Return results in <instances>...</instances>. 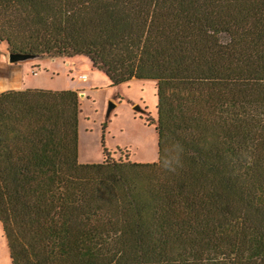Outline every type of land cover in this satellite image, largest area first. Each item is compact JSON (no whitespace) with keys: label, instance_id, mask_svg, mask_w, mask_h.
<instances>
[{"label":"trees","instance_id":"obj_1","mask_svg":"<svg viewBox=\"0 0 264 264\" xmlns=\"http://www.w3.org/2000/svg\"><path fill=\"white\" fill-rule=\"evenodd\" d=\"M8 52L156 83V162H79L72 89L0 92L12 264H264V0H0Z\"/></svg>","mask_w":264,"mask_h":264},{"label":"rangeland","instance_id":"obj_2","mask_svg":"<svg viewBox=\"0 0 264 264\" xmlns=\"http://www.w3.org/2000/svg\"><path fill=\"white\" fill-rule=\"evenodd\" d=\"M6 44L0 42V82L14 84L20 76L34 79L46 90L72 89L81 103V143L95 158L101 145V125L109 102L115 106L108 114L104 132L105 147L115 159L132 162H156L158 155L156 119V83L152 79H131L111 86L105 74L91 67L84 56L73 58H37L9 63ZM80 75L87 78L82 80ZM26 84V81H25ZM4 85V86H5ZM138 107L135 110L134 107ZM98 147V148H97ZM94 162V161H93ZM0 264H12L0 224Z\"/></svg>","mask_w":264,"mask_h":264},{"label":"crops","instance_id":"obj_3","mask_svg":"<svg viewBox=\"0 0 264 264\" xmlns=\"http://www.w3.org/2000/svg\"><path fill=\"white\" fill-rule=\"evenodd\" d=\"M87 78V77H86ZM135 79V78H133ZM26 81V84H25ZM5 82H0V92L4 91V90H8V89H15V90H21V89H26V88H51V89H55L54 87H43L41 85H37V82L34 81V79H27L25 80L24 76H20V78L17 79V81H15L14 84H6L5 86ZM81 126H80V119H79V146H78V160L79 162H100L103 160V154H102V148L100 145V151H98V153H95V158L94 156H92V154L90 153V150L87 149L86 145L82 146L81 143ZM98 148V147H97Z\"/></svg>","mask_w":264,"mask_h":264},{"label":"water","instance_id":"obj_4","mask_svg":"<svg viewBox=\"0 0 264 264\" xmlns=\"http://www.w3.org/2000/svg\"><path fill=\"white\" fill-rule=\"evenodd\" d=\"M8 62L9 63H18L29 59H37V58H43V56L40 55H31L29 53H22V52H8L7 54ZM115 104L113 102L108 103L107 111H106V117H108V114L113 109ZM135 110H138V107H134Z\"/></svg>","mask_w":264,"mask_h":264},{"label":"built area","instance_id":"obj_5","mask_svg":"<svg viewBox=\"0 0 264 264\" xmlns=\"http://www.w3.org/2000/svg\"><path fill=\"white\" fill-rule=\"evenodd\" d=\"M80 78H81L82 80H85V79H86V76H85V75H80Z\"/></svg>","mask_w":264,"mask_h":264}]
</instances>
